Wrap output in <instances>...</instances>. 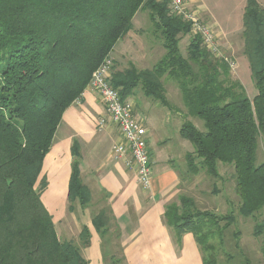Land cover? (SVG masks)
Returning a JSON list of instances; mask_svg holds the SVG:
<instances>
[{"label":"trees","instance_id":"1","mask_svg":"<svg viewBox=\"0 0 264 264\" xmlns=\"http://www.w3.org/2000/svg\"><path fill=\"white\" fill-rule=\"evenodd\" d=\"M167 6V0H0V264H89L81 254L89 246L88 229L81 228L78 245L57 237L40 199L46 188L40 175L64 112L81 99L139 11H147L165 53L150 70L131 65L113 72L111 86L122 102L140 90L168 107L162 79L176 83L188 115L204 128L184 122L179 129L192 146L185 155L187 172L218 179L219 164L233 167L238 215L254 222L252 235L262 238L264 259V218L257 219L264 210V159L256 164L259 139L264 155V9L246 0L242 12L243 55L256 90L249 99L239 81L230 80L228 64L212 57L198 36L182 56L180 37L189 34V25ZM71 153L70 212L76 201L82 209L90 202L76 144ZM179 203L165 211L175 238L190 233L202 264H218L210 241L221 239L235 216L199 211L189 198ZM107 218L104 210L92 217L101 238L109 232ZM234 239L239 249L237 234ZM241 264L250 262L244 258Z\"/></svg>","mask_w":264,"mask_h":264},{"label":"crops","instance_id":"2","mask_svg":"<svg viewBox=\"0 0 264 264\" xmlns=\"http://www.w3.org/2000/svg\"><path fill=\"white\" fill-rule=\"evenodd\" d=\"M187 2L189 5L198 4L196 7L198 11L200 13L203 11L198 0ZM257 3L261 6L258 1ZM242 31L241 23V34ZM229 33L230 31L224 34L222 30L216 34L228 39L234 35ZM132 35L127 34L115 44L118 45L116 53L118 58H112L114 64L123 61L127 54H132L130 48ZM245 59L243 55V69L239 65L236 75L246 92V86L250 81L245 73ZM115 71L118 70L113 69V72ZM251 83L253 85L252 80ZM249 94L246 92L247 97L251 96ZM127 101L133 106L135 118L140 120L146 129L153 170L150 188L144 190L139 187L133 167L126 166L124 161H115L111 158L112 147L120 140L118 130L108 120L99 96L85 89L81 99L75 101L64 112L51 148L43 161L40 178L47 183L41 193V202L52 217L54 227L60 226L65 211L67 212L65 206L73 161L71 148L76 144L79 176L83 186L89 191L90 202L85 209L76 203L73 210L82 209L83 212L87 210L90 212L95 200L99 198L104 200L108 229L113 228L119 232L125 264H202V255L193 236L185 233L178 241L165 220L166 208L178 192L179 179L175 166L171 165L172 156L165 146L166 138L158 139L155 136L152 117L140 113L146 108L150 109L149 99L131 97ZM101 120H104V126L99 129L98 124ZM46 176L52 178L51 186ZM85 217L87 221L82 220L81 228L88 229L90 240L89 246L82 250V255L89 264H103L101 237L93 227L89 215Z\"/></svg>","mask_w":264,"mask_h":264},{"label":"rangeland","instance_id":"3","mask_svg":"<svg viewBox=\"0 0 264 264\" xmlns=\"http://www.w3.org/2000/svg\"><path fill=\"white\" fill-rule=\"evenodd\" d=\"M162 2L165 0H155ZM187 8L198 14L199 19L204 24L209 25L215 33L223 30L224 34H234L232 37L223 38L217 35L219 48L223 55L227 57L233 64L234 69L230 70V80L238 81L237 67L242 68L243 62V40L241 37L242 12L246 0H198L201 5L202 12L196 8L198 4H188ZM261 4L264 9V0H255ZM169 11V8L167 6ZM221 27H220V26ZM224 27V29L222 28ZM230 29V30H227ZM227 30V31H226ZM127 34H133L130 42L132 54L126 55L123 61L117 64L113 62V69L123 71L129 68L132 64L137 70H150L155 63L164 55V50L161 46L159 34L155 31L148 18L147 11H139L132 20V29ZM193 36L187 35L180 37L179 49L183 57H186V49L189 38ZM232 47V48H231ZM118 45H115L111 51L110 58L117 59ZM240 60V61H239ZM246 76L250 83L246 86V92L251 95L252 99L256 95V90L250 80V71L245 59ZM243 69V68H242ZM162 84L164 88L165 98L168 107H163L158 102L149 99L150 109L142 110L144 116L149 115L154 122L155 136L158 139L167 140L166 147L169 149L172 159L171 165L175 166L179 179L178 189L171 200V204L167 209L179 208V198L191 199L196 209L199 211H207L218 216H225L227 213H232L235 216V223L230 227L223 229L221 239L215 238L210 241L212 253L218 264H241L243 259L249 260L250 264H264V259L260 254V245L262 238L253 237V224L251 219L242 218L238 215L237 209L239 206V198L235 194L234 169L230 165H218L219 178L214 179L208 176L204 171H200L197 175H192L187 172L185 155L192 152V146L188 141H184L179 136V126L184 122H190L196 126L199 131H204L202 121L188 115L186 108L183 105L181 93L175 82L163 78ZM250 91V92H249ZM253 95V96H252ZM134 98L144 100L140 90H137ZM146 99V98H145ZM148 102V101H146ZM137 104V103H136ZM140 105V102H139ZM183 119V120H182ZM165 128V129H164ZM257 163L263 161L264 155L262 152V139L258 141L257 148ZM153 171V170H152ZM48 183L51 186L49 176H46ZM137 181V178H136ZM46 182V181H45ZM47 183V182H46ZM140 187V186H139ZM69 201L65 206V216L61 221L60 226L55 225L54 229L57 237L61 241L72 242L79 244L78 232H80L82 220L87 221L86 215L92 219L93 216L104 210L106 204L103 199L94 201V205L90 212L81 211L80 209L68 210ZM264 218V210L257 215V219ZM223 223H220V227ZM238 236L239 249L235 245L234 235ZM119 232L113 228L108 234L101 238V252L103 264H125L123 256V248L120 245ZM82 254V251H81ZM83 256V255H82Z\"/></svg>","mask_w":264,"mask_h":264},{"label":"built area","instance_id":"4","mask_svg":"<svg viewBox=\"0 0 264 264\" xmlns=\"http://www.w3.org/2000/svg\"><path fill=\"white\" fill-rule=\"evenodd\" d=\"M169 13L179 17L189 25V35L198 36L202 47L214 58L223 60L229 69H234V64L223 55L219 48L217 34L207 24L201 22L198 14L187 8L185 0H167ZM113 62L110 57L103 60L93 72L86 89L95 92L104 106L108 120L117 128L120 140L111 150V158L115 161H124L128 167H133L136 172L138 185L148 190L151 186L152 162L149 157L146 129L140 120L133 114L131 102H122L118 90L111 86ZM104 120L98 124L101 129Z\"/></svg>","mask_w":264,"mask_h":264}]
</instances>
